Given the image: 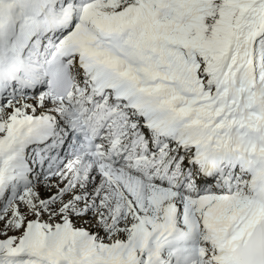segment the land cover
Returning a JSON list of instances; mask_svg holds the SVG:
<instances>
[{
    "label": "snow or ice",
    "instance_id": "1",
    "mask_svg": "<svg viewBox=\"0 0 264 264\" xmlns=\"http://www.w3.org/2000/svg\"><path fill=\"white\" fill-rule=\"evenodd\" d=\"M0 264H264V0H0Z\"/></svg>",
    "mask_w": 264,
    "mask_h": 264
}]
</instances>
